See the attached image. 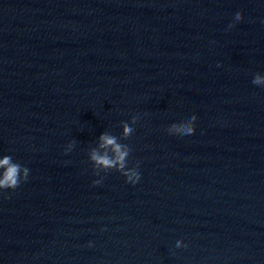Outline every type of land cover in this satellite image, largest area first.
<instances>
[{
    "label": "water",
    "instance_id": "obj_1",
    "mask_svg": "<svg viewBox=\"0 0 264 264\" xmlns=\"http://www.w3.org/2000/svg\"><path fill=\"white\" fill-rule=\"evenodd\" d=\"M5 156L0 264H264V0H0Z\"/></svg>",
    "mask_w": 264,
    "mask_h": 264
},
{
    "label": "clouds",
    "instance_id": "obj_2",
    "mask_svg": "<svg viewBox=\"0 0 264 264\" xmlns=\"http://www.w3.org/2000/svg\"><path fill=\"white\" fill-rule=\"evenodd\" d=\"M235 18L237 21L241 20V13L238 11L236 12ZM254 84L261 83V78L257 76L253 80ZM193 120L196 119L195 116L192 118ZM130 129L125 127V132H129ZM178 131H182L183 135H190L194 132V124L189 122L187 125L181 126ZM101 139L103 140L104 145H112L114 147L115 152L117 153L115 161L108 158L107 156H100L97 155L95 152L92 154V159L97 161L98 163L106 166L112 167L115 166L117 163L119 167L123 168L125 164V158L127 156L126 151L121 150V146L116 144L115 138L109 136H102ZM0 167L4 168L3 173H0V189H15L19 186L21 181L26 180L28 177L29 169L27 167H21L19 164H15L11 162V158L9 156H5L3 159H0ZM127 176V173L125 174ZM132 175L136 176L137 179L132 181L133 184L137 182L139 179V173L133 172ZM94 184L98 182L93 181Z\"/></svg>",
    "mask_w": 264,
    "mask_h": 264
}]
</instances>
